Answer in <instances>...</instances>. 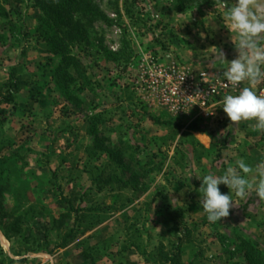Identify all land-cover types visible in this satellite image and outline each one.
<instances>
[{"label": "rangeland", "instance_id": "374dc122", "mask_svg": "<svg viewBox=\"0 0 264 264\" xmlns=\"http://www.w3.org/2000/svg\"><path fill=\"white\" fill-rule=\"evenodd\" d=\"M93 2L105 20L94 24L87 45L72 51L87 81L66 90L53 82L55 56L39 30L43 17L35 1L6 4L8 16L0 21V161L9 192L3 205L7 212L20 207L27 213L29 237L9 241L0 232V249L12 260L25 259L11 264H169L164 255L176 251L175 264H243L237 240L244 237L264 253V198L250 193L252 203L241 210L246 201L235 197L228 217L215 224L199 205L196 176L222 175L239 159L255 167L247 145L229 147L209 119L198 118L202 132L216 134L203 148L185 129L194 120L168 115L135 88L146 55L212 72L200 68V59L226 35L237 41L223 20L221 0H199L187 8L175 0ZM254 5L253 10L264 9V0ZM12 80L20 90L17 102L7 106L1 99ZM254 83L245 81L250 88ZM96 114L100 120L91 121ZM92 127L103 147L121 152L131 171L152 170L136 190H100L93 184L109 156H88ZM218 187L228 193L226 186ZM28 247L33 251L25 253ZM16 251L23 255L14 257Z\"/></svg>", "mask_w": 264, "mask_h": 264}, {"label": "trees", "instance_id": "16d2710c", "mask_svg": "<svg viewBox=\"0 0 264 264\" xmlns=\"http://www.w3.org/2000/svg\"><path fill=\"white\" fill-rule=\"evenodd\" d=\"M23 0H0V21L8 16L6 4H19ZM36 7L42 13L43 25L39 27L43 40L49 47L51 54L55 56L56 67L52 73V79L55 86L60 90H66L76 81H87V77L82 69L81 64L72 54L73 49L88 44V36L92 31L94 24L99 20H105L104 14L99 10L93 0H34ZM199 0H175V3L182 8H187L197 4ZM213 4L216 0H202ZM113 58L112 54H108ZM13 78V77H12ZM16 80V79H15ZM7 81L4 85L7 88L5 96L2 97L1 103L4 105H13L15 93L20 90L18 81ZM100 115H93L91 121H99ZM157 124L169 125V122H159ZM183 128V127H178ZM190 132H200L201 128L196 121H193L185 127ZM92 131V132H91ZM89 134L92 136V146L86 148L88 156H101L105 154L109 156V161L104 165L100 172L93 178V184L100 190L103 187H109V190L117 188L118 190L130 189L136 190L144 179L152 172L146 169V166L139 167V172L131 171L125 165L121 152L108 151L102 145L101 139L94 127ZM6 147L12 148L10 139ZM99 154V155H98ZM101 154V155H100ZM3 162L0 161V232L9 241H25L29 235L24 234V227L28 224L26 220V212L22 213L20 207H16L12 212H7L3 205V197L9 192L7 186L2 184L1 176L4 173L2 168ZM113 166L112 170L109 168ZM118 169L120 172H118ZM29 210V209H28ZM73 234L70 230L66 235L61 247L66 246L68 240ZM180 241V239H178ZM238 247L240 254L244 260L243 264H264V253H262L255 245L244 237L238 238ZM33 251L28 247L24 252ZM179 251L172 254L169 258L164 255L163 262L175 264ZM14 257H21L23 252L12 253ZM25 259L12 260L0 249V264L24 263Z\"/></svg>", "mask_w": 264, "mask_h": 264}, {"label": "clouds", "instance_id": "9594fccd", "mask_svg": "<svg viewBox=\"0 0 264 264\" xmlns=\"http://www.w3.org/2000/svg\"><path fill=\"white\" fill-rule=\"evenodd\" d=\"M221 5L225 9L223 20L227 29L237 37L235 59L227 62L219 52L216 56L226 64L222 74L224 82L235 87L243 81L264 79V44L259 43L264 34V9L253 10L254 0H233L227 6L221 0ZM218 103L235 126L240 121H255L254 128L264 132V96L252 88H238L236 94H225ZM208 142L210 145V138ZM196 178L200 180L199 205L209 223L215 224L228 217L234 206L233 196L247 201L254 192L258 199L264 198V161L253 167L239 159L235 167H227L222 175ZM253 179L254 183L250 182ZM219 185L226 186L228 193H221Z\"/></svg>", "mask_w": 264, "mask_h": 264}, {"label": "built area", "instance_id": "2783aa9c", "mask_svg": "<svg viewBox=\"0 0 264 264\" xmlns=\"http://www.w3.org/2000/svg\"><path fill=\"white\" fill-rule=\"evenodd\" d=\"M136 90L152 98L168 115L181 118L190 112L204 119L214 116L218 103L225 94H236L238 86L224 82L223 73L196 72L177 61L164 63L146 55L140 60ZM264 96V85L256 91ZM212 113V114H211Z\"/></svg>", "mask_w": 264, "mask_h": 264}, {"label": "crops", "instance_id": "0c3cea01", "mask_svg": "<svg viewBox=\"0 0 264 264\" xmlns=\"http://www.w3.org/2000/svg\"><path fill=\"white\" fill-rule=\"evenodd\" d=\"M229 37H230L229 35H226L225 38L221 40L222 41L221 43H216L213 46L210 45L211 48H210V51L208 50L209 53L207 57H205L206 59H203V60L200 59V61L202 62L201 64H198L199 66H201L200 68L208 69L212 71L211 74L223 73V70L226 67V64L216 59L218 50L222 49L223 52H219V53L223 55L225 61L227 62H230L231 60L235 59L237 56V51L235 48L237 41H234L233 43H231L232 39H230ZM261 44H264V43L261 42ZM213 48L215 51L213 50ZM197 58H199L197 57V55L193 57L194 60ZM194 60L193 62H196ZM263 85H264V79H261V80L256 81L254 83V86H252V88L256 92L259 89V87ZM243 87H248L245 84V81H244ZM56 94H57V91L54 92V96ZM14 101L17 102L16 99ZM220 107H216L214 111V116L209 119L212 129L216 130V132L219 131L218 132L220 133L219 135L222 134L223 140L228 142V145L231 148H235V147L240 148L245 143V145H247V150L249 151L250 160H252L255 163V165L264 161V132L258 131L254 128L255 121H240L235 126L234 124H232L231 121H229L226 118L225 114L220 109ZM28 108L31 109V107H28ZM198 118L207 120V119L202 118L196 112H190L178 119H189V121L190 120L195 121V119H198ZM192 133H194V135L197 137L198 142L203 146V148H209L210 146L208 142L209 138H210V144L212 141H214V134H215L214 132L213 133L210 132L209 133L210 135H208L205 132H202V130L201 132H192ZM13 135L15 137V134ZM252 137H254L257 141L254 142L253 140H251ZM8 138L12 139V137H8ZM248 139L250 140L251 143H248ZM10 142L12 143V141ZM13 147L14 145H12V148ZM237 157H239V155ZM250 182H254V179L250 180ZM237 201L238 200L235 197H233V203L236 204ZM251 203H252V200H247L244 203V205L240 207L239 209L241 210L245 209Z\"/></svg>", "mask_w": 264, "mask_h": 264}]
</instances>
